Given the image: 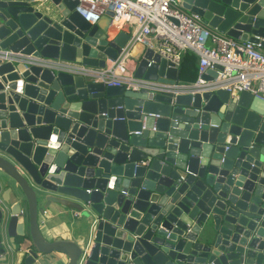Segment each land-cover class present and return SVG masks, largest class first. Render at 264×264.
Segmentation results:
<instances>
[{
  "label": "water",
  "instance_id": "1",
  "mask_svg": "<svg viewBox=\"0 0 264 264\" xmlns=\"http://www.w3.org/2000/svg\"><path fill=\"white\" fill-rule=\"evenodd\" d=\"M49 3L0 0V264H264V98L178 89L150 47L134 74L178 92L93 81L65 64L104 66L129 33ZM182 5L264 48V0Z\"/></svg>",
  "mask_w": 264,
  "mask_h": 264
},
{
  "label": "built area",
  "instance_id": "2",
  "mask_svg": "<svg viewBox=\"0 0 264 264\" xmlns=\"http://www.w3.org/2000/svg\"><path fill=\"white\" fill-rule=\"evenodd\" d=\"M75 9L91 24L106 10H112L111 23L116 29L126 27L124 30L129 37L116 57H107L104 66L71 62L65 64L69 70L93 81L123 84L126 88L146 87L176 93L177 88L188 86L209 89L221 86L232 91L247 89L264 98V49L253 41L233 38L209 26L199 14L185 9L182 0H77ZM135 45L152 48L178 68L186 49L195 52L198 55L197 79L194 82L180 79L175 88L171 84L136 76V63L131 58ZM10 53L11 50L0 48V58L9 59ZM216 65L222 66V69H216L218 76L206 81L202 75Z\"/></svg>",
  "mask_w": 264,
  "mask_h": 264
},
{
  "label": "trees",
  "instance_id": "3",
  "mask_svg": "<svg viewBox=\"0 0 264 264\" xmlns=\"http://www.w3.org/2000/svg\"><path fill=\"white\" fill-rule=\"evenodd\" d=\"M198 55L186 49L181 55L178 70L179 79L185 82H194L197 79Z\"/></svg>",
  "mask_w": 264,
  "mask_h": 264
},
{
  "label": "crops",
  "instance_id": "4",
  "mask_svg": "<svg viewBox=\"0 0 264 264\" xmlns=\"http://www.w3.org/2000/svg\"><path fill=\"white\" fill-rule=\"evenodd\" d=\"M48 4H50L51 5V3H49V2H47ZM124 28H126V27H122L121 29H124ZM115 31V30H114ZM114 31H111V36H112V33L114 32ZM141 49H142V46H139V45H135L134 47H133V50H132V60H134L133 59V57H137L139 54H140V51H141ZM264 49V48H263ZM185 82V81H184ZM1 193H3L7 198H10V196H12L13 197V194H12V192H11V190L9 189V188H5L4 186H3V188H2V190H1ZM54 213V212H53ZM53 213H52V215H53ZM74 211L73 210H70V211H68V214H67V217H62L61 219L60 218H58L57 216H53L52 218H53V220L55 221V223L56 224H64L65 222L63 221L64 219H66V218H68L70 221H74V220H76V219H74V218H76V217H74ZM67 219V222L69 221ZM58 231V230H57ZM60 231V234H58L57 236H55V237H72L71 235H66L65 233L68 231V230H64V228L63 227H61V229L59 230Z\"/></svg>",
  "mask_w": 264,
  "mask_h": 264
}]
</instances>
